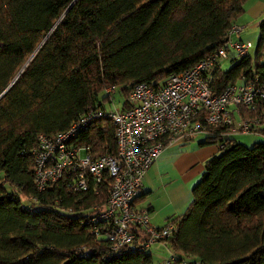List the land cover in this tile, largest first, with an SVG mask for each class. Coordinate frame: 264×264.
<instances>
[{"label": "trees", "instance_id": "1", "mask_svg": "<svg viewBox=\"0 0 264 264\" xmlns=\"http://www.w3.org/2000/svg\"><path fill=\"white\" fill-rule=\"evenodd\" d=\"M247 1L0 0V264H151L148 250L105 257L107 242L83 223L106 206L108 177L96 190L74 192L65 173L37 190V136L112 102L107 88L122 108L136 84L161 88L225 43ZM257 28L253 55L232 59L227 70L218 63L215 93L241 79L264 85V18ZM242 117L258 119L251 133L264 136V100ZM205 131L221 146L162 241L203 264H264V141L247 146L228 137L227 126ZM72 142L94 157L116 152L109 120L92 122Z\"/></svg>", "mask_w": 264, "mask_h": 264}, {"label": "built area", "instance_id": "2", "mask_svg": "<svg viewBox=\"0 0 264 264\" xmlns=\"http://www.w3.org/2000/svg\"><path fill=\"white\" fill-rule=\"evenodd\" d=\"M242 30L243 26L232 24L223 45L191 68L169 78L161 88L136 84L129 95V107L122 108L112 102L110 107H90L66 130L53 136H37L38 147L33 151V181L37 190H44L65 173L70 176L68 186L74 192L87 191L92 185L96 190L95 186L105 177L110 179L106 206L101 210L91 209L94 212L83 221L90 233L107 242L105 257L128 249L147 251L175 230L170 222L153 226L147 208L134 204L146 172L168 144L205 131L208 125L227 126L226 135L251 133L258 126V119L243 118L242 113L255 110L256 104L264 100V85L241 79L228 84L220 93H215L213 88V73L218 63L240 58L252 47L251 42L241 39ZM105 91L111 96L115 90ZM98 119L113 124L114 154L94 157L88 146L72 142L81 129ZM164 264L203 263L171 251Z\"/></svg>", "mask_w": 264, "mask_h": 264}, {"label": "crops", "instance_id": "3", "mask_svg": "<svg viewBox=\"0 0 264 264\" xmlns=\"http://www.w3.org/2000/svg\"><path fill=\"white\" fill-rule=\"evenodd\" d=\"M262 18L264 0H248L244 13L236 20L243 26L240 34L243 41L250 42L248 36H253L255 30L258 36L257 26ZM209 135L206 131H199L188 139L171 142L146 172L134 204L147 208L153 226L161 227L168 219L181 215L192 201L191 188L203 173L205 161L219 151L218 142L209 141ZM235 135L230 133L227 136L239 141ZM161 244L158 242L152 246Z\"/></svg>", "mask_w": 264, "mask_h": 264}, {"label": "rangeland", "instance_id": "4", "mask_svg": "<svg viewBox=\"0 0 264 264\" xmlns=\"http://www.w3.org/2000/svg\"><path fill=\"white\" fill-rule=\"evenodd\" d=\"M252 34L253 36L249 35L248 39H250V42L252 44V47L249 49V53L253 55L255 52V48H256L257 30L253 31ZM230 57H232V55ZM232 59L234 58H228V59L221 60V68L223 70H227L229 67H231ZM111 100H112L113 105H117L121 107L122 98L118 94V92L114 91V93L112 94ZM105 105L107 107H110L109 103H106ZM235 120L238 121L237 116H235ZM235 134H236L235 138H237L241 143L247 146H251L253 142L255 141L257 142L264 141V136L261 134H257V133H235ZM254 137H256L257 139L255 141L251 140ZM148 251L151 253V259H152L151 264H164L165 259H167V257L173 250L170 248V246L166 242H162L161 246L156 247V245H154Z\"/></svg>", "mask_w": 264, "mask_h": 264}]
</instances>
